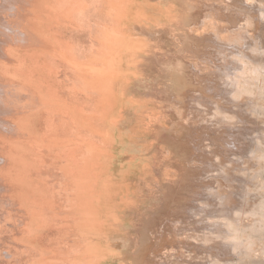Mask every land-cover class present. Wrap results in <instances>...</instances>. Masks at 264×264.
<instances>
[{
	"label": "bare ground",
	"instance_id": "obj_1",
	"mask_svg": "<svg viewBox=\"0 0 264 264\" xmlns=\"http://www.w3.org/2000/svg\"><path fill=\"white\" fill-rule=\"evenodd\" d=\"M237 2L241 6L244 4L247 10L248 16L245 18L244 14H239L242 17L240 21L246 25L243 29H251L248 27L255 18L258 35L253 38L249 31L231 34L225 31V35L220 30L215 31L220 52L218 48L214 52H219L217 55L225 59L220 60L223 66L211 60L219 68L217 79L220 84L215 82L211 85L207 94L195 95L196 101L192 104L199 108L201 105L207 106L211 115H217L221 108H229L240 121L222 134L212 130L208 136L213 137H206V146L201 147L204 148V163L201 164H204L202 169L206 177H217L224 172L221 165V172L218 171L219 165L215 166L212 159L219 160V163L221 155H224L239 162L246 156L256 154L257 137L262 138L264 134L261 130L264 124H260L255 115H250L251 100L241 95L244 87L240 88L243 84L240 80L246 76L249 78V74L253 75L250 70L255 69L252 66L250 69L244 61L246 59H242L249 57L252 51H258L257 43L264 41V6L259 7L257 0ZM155 7L146 0L137 5L135 0H0V264L103 263L102 242L106 235L100 242L99 233L103 232L98 227V221H89L78 239L71 235L70 222L80 215L84 199L89 210H96L97 188L94 187L98 176V157L100 153L106 157V152L100 150L99 140L102 138L101 143L108 145L110 143L105 142L112 137L108 130L101 128V124L99 126V115L105 122L111 123L114 107L119 103L115 86L121 79L119 74L123 72V53H129L134 58L142 49L140 40L127 35L124 24L130 19L147 22L155 13ZM99 12L107 21L101 25L102 30L97 21ZM160 15L173 18L171 11H160ZM182 23L177 22L179 26ZM243 47L246 50H242ZM208 53V57H202L212 59L211 52ZM208 81L212 82L213 78L209 77ZM239 95L242 97H237ZM225 117L218 121H227ZM207 123L202 124L206 126ZM212 168H215V174ZM178 171L180 173L181 170ZM83 175L89 176V180H86L89 188H82ZM200 177L197 176L198 182ZM235 181V187L241 186L245 178L239 176ZM214 183L213 179L203 183L208 184H202V187H207L205 191L202 190L204 192L193 189L191 205L185 209L189 218L186 215L182 217L180 213L183 220L174 227L176 230L189 227L198 235L180 238L182 241L179 245L192 254V264H226L223 258L230 259L233 255L241 254L240 251L235 252L239 244L232 246L235 240L230 243L227 239L229 236L224 238L225 234H221L229 225L222 217L217 221L209 218L204 223L200 222L204 216L211 217L220 210L219 205V208L212 206L213 201L222 200L221 194L212 191L218 187L216 183L212 189L209 186ZM232 195L238 199L244 194L233 192ZM222 197L226 200V195ZM234 207L231 211L236 209ZM240 208L237 210L243 212V207ZM228 210L225 213L228 214ZM215 216L213 218L218 217ZM38 223L60 230L58 238L48 240L36 226ZM81 228V224H78L75 230ZM242 247V250H246Z\"/></svg>",
	"mask_w": 264,
	"mask_h": 264
},
{
	"label": "rangeland",
	"instance_id": "obj_2",
	"mask_svg": "<svg viewBox=\"0 0 264 264\" xmlns=\"http://www.w3.org/2000/svg\"><path fill=\"white\" fill-rule=\"evenodd\" d=\"M143 1L145 0H135V5ZM146 1L156 5V11L152 17L147 22L140 23L130 19L124 24L127 35L140 40L141 52L138 51L134 58H131L129 53H123L121 58L123 72L119 74V78L122 79L124 75L122 79L124 82L119 79L120 82L117 81L115 86L119 103L114 107L111 123L105 122L101 118V114L99 115V126L101 124V128L104 127L108 130L112 137L108 142H105L110 143L108 144L110 146L104 142L101 143L102 138L101 141L99 140L100 150L106 152V157L101 153L98 157L96 170L98 176H96L97 179L95 178L94 187L97 188L96 210H89L84 199L80 215L70 222V226L72 225V228H69L71 235L78 239L89 221H98V227L103 232L99 233L100 242L106 235L102 242L104 245L102 264H144V262L145 264H162V261L166 264H192V259H190L192 254L182 249V246L179 245L181 244L180 240L182 241L180 238L198 235L189 227L179 230L174 227L179 224L180 220H183L181 214L182 217L186 215L185 217L189 218L185 209L191 205L193 189H198L196 192H204L207 187H202V184L213 179L218 187L213 188L215 183L213 186L209 185L210 188L215 189L212 191L222 196L226 195L228 201L220 195L223 203L222 200L212 202L213 207H220V210H217L218 213L215 214L218 217L213 218V216L216 217L215 215L202 216L204 219L200 217L199 221L201 218V223L206 222L209 218L217 221L222 217V220L229 223L227 228L226 225L224 226L225 232L223 230L221 233L225 234L224 238L226 235L229 236L226 237L229 241H226L231 243L235 240V243L232 244V246L236 245L235 247L242 243L240 246L238 245L240 248L235 250L236 254L238 251L241 254L233 255L230 259L223 258V261L226 264L227 262L228 264L231 262L233 264H252V262L264 264V134L262 138L255 136L259 143L258 150L256 154L252 155L253 157L246 156L245 159L235 162L221 155L219 163H217L219 161L217 159H212V163H215V166L219 165L218 171L221 169V165L224 172L217 177L216 175L206 177V173L202 169L204 164H201L204 163L202 157L206 146V137L211 136L208 134H212V130L217 134H222L226 129H232L240 121L234 116L235 112L229 108H223V110L221 108L217 115H211L212 112L207 106L201 105L199 108L192 105L196 101L195 95L207 94L210 92L211 85L215 82L220 84L217 79L220 73L219 68L213 64L222 65L224 63L220 60L225 61V59L223 56H218L220 47L216 42L217 31L220 30V33L224 35L226 32L231 34L230 32L246 33L249 31L254 38L258 35V27H255L257 20L255 18L251 20V26L248 27L251 29H243L246 25H244V21H240L242 17L239 14H244L245 18L248 16L247 10L245 11V5H242L243 9L237 0ZM256 3L259 7L264 6V0H257ZM160 11H171L173 18L169 19L170 17L166 15L158 16ZM244 11L245 13H243ZM223 14L224 16H222ZM248 14L250 16V13ZM97 21L100 27L104 24L105 18L102 12L97 14ZM177 22L178 24L182 23V26H179ZM102 28L103 26L101 30ZM213 28L214 32H212ZM263 43L264 41L257 43L256 50L258 51L250 53V56L254 55L253 58L245 56L242 59H246L244 61L250 69L251 66L255 69H252V72L250 70L253 75L249 74V78L246 76L247 78L242 79L244 82L240 80L243 83L240 88L244 87L241 89V91L244 90L241 95H244L245 99L248 96L251 100L250 115H255V119L261 121H259L260 124H264ZM244 44L245 41H243V46H245ZM217 48L219 52H214V49ZM191 50L193 51L191 52ZM208 52H211L212 59L207 58ZM213 53L216 54L213 55ZM202 56L207 57L203 58ZM206 60L210 64L203 62ZM211 60L216 62L213 63ZM209 77L213 78L212 82L208 81ZM224 115L227 116L225 117L227 121H218ZM208 116H210V120L215 118L217 121H210ZM103 122L104 124H102ZM204 122L209 123L205 126L202 124ZM261 130L264 131V125L261 126ZM215 140L219 141V138ZM202 146L204 148H201ZM178 169L182 171V173L180 171L182 175ZM213 170V174H215V168H212ZM183 173L188 174L187 177L183 176ZM201 175L203 176L200 177ZM197 176L202 180L199 179L198 182ZM223 176L225 177L223 178ZM239 176L245 178V183L235 187V180ZM203 177H206L207 180ZM82 180V188H89L87 186L89 183L86 182L89 180V176L83 175ZM233 192L244 195L238 200L232 195ZM228 195L230 196L228 197ZM235 201L236 204H234ZM232 206L234 209L236 208L233 210L236 214L231 211ZM237 208H240L244 213ZM227 209H230L228 214L225 213ZM236 211L241 214L239 212L237 214ZM225 214L229 218H226ZM188 218H186V222ZM78 224H81V230H75ZM36 226L48 240L55 241L59 236L60 230L47 228L39 223ZM228 226L230 230L232 229L231 231ZM227 229L229 233L226 232ZM231 237L233 238L231 239ZM243 245L246 249H243L244 251L241 249ZM164 262L163 264H165Z\"/></svg>",
	"mask_w": 264,
	"mask_h": 264
}]
</instances>
